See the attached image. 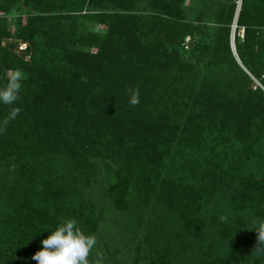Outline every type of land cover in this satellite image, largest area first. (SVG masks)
<instances>
[{"label":"trees","instance_id":"obj_1","mask_svg":"<svg viewBox=\"0 0 264 264\" xmlns=\"http://www.w3.org/2000/svg\"><path fill=\"white\" fill-rule=\"evenodd\" d=\"M17 69L0 264H37L64 219L97 237L109 211L144 264H264V0H0V88Z\"/></svg>","mask_w":264,"mask_h":264},{"label":"clouds","instance_id":"obj_2","mask_svg":"<svg viewBox=\"0 0 264 264\" xmlns=\"http://www.w3.org/2000/svg\"><path fill=\"white\" fill-rule=\"evenodd\" d=\"M23 79L21 70L9 71L6 85L0 88V103L9 106L16 103L20 98ZM127 93L130 97V105L137 106L140 103L139 89L128 88ZM20 111L19 107H10L4 119L0 121V131L6 130L8 124L17 118ZM220 219L224 221L226 217L221 216ZM254 230L257 233V242L253 252L264 255V221H261ZM41 244L43 247L32 256L37 264H102L104 259L99 252L95 260L89 259L97 244L96 237L85 234L74 218L62 220L54 230L50 231V235L41 241Z\"/></svg>","mask_w":264,"mask_h":264},{"label":"rangeland","instance_id":"obj_3","mask_svg":"<svg viewBox=\"0 0 264 264\" xmlns=\"http://www.w3.org/2000/svg\"><path fill=\"white\" fill-rule=\"evenodd\" d=\"M241 7L242 0H235ZM20 15L18 12L13 11L8 15L9 25L12 29H15L16 22L19 19ZM25 17V16H24ZM236 27V26H235ZM86 31H96V32H105L106 28L103 25H98L93 22L85 21ZM235 29V28H234ZM243 30L240 31V36L243 37ZM6 43V42H5ZM25 44L21 45L16 52L19 55L22 54V49L25 48ZM232 47L235 50L234 36L232 39ZM26 60L29 59V56L25 57ZM245 70V69H244ZM256 86L262 87L260 82L257 79H253ZM101 188L98 187L95 189V194L100 199L102 196ZM109 211V210H108ZM113 211L107 212L105 215V223H102L100 226V232L96 237L97 244L95 246L96 253L99 252L103 255L104 259L102 264H144V260H137L135 254V243L134 238L129 226L119 225L118 223H124V220L120 217L114 216ZM117 219V220H116Z\"/></svg>","mask_w":264,"mask_h":264},{"label":"water","instance_id":"obj_4","mask_svg":"<svg viewBox=\"0 0 264 264\" xmlns=\"http://www.w3.org/2000/svg\"><path fill=\"white\" fill-rule=\"evenodd\" d=\"M234 49V48H233Z\"/></svg>","mask_w":264,"mask_h":264}]
</instances>
